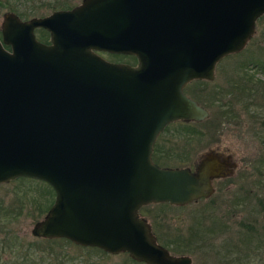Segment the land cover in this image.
Segmentation results:
<instances>
[{
    "label": "water",
    "instance_id": "95a60500",
    "mask_svg": "<svg viewBox=\"0 0 264 264\" xmlns=\"http://www.w3.org/2000/svg\"><path fill=\"white\" fill-rule=\"evenodd\" d=\"M262 13L264 0H79L27 18L4 11L0 182L26 176L53 190L30 232L145 264H190L157 242L138 210L208 195L219 160L209 153L194 169L162 166L152 146L167 123L207 115L184 84L212 79ZM98 50L133 54L135 64Z\"/></svg>",
    "mask_w": 264,
    "mask_h": 264
},
{
    "label": "rangeland",
    "instance_id": "374dc122",
    "mask_svg": "<svg viewBox=\"0 0 264 264\" xmlns=\"http://www.w3.org/2000/svg\"><path fill=\"white\" fill-rule=\"evenodd\" d=\"M45 1L19 0L18 8ZM65 1L69 7L79 2ZM7 10L0 8V21L1 14ZM51 10L41 7L33 15H44ZM254 26L255 33L241 50L218 61L213 79L192 84L186 90L207 109V115L195 122L200 132L193 134L186 144L188 154H174L181 148L184 136L175 133L173 124L154 141L156 162L162 166L193 167L200 156L209 153L235 165L232 173L223 175L222 180H228L212 189L206 198L160 208L154 206L157 202H150L139 209L153 234L157 233V242L165 245L163 238H167L166 243L170 244L165 247L174 254L189 255L190 264H264V163L258 161L261 143L251 132L252 113L263 109H246L244 91L242 94L240 87H234L235 81L240 86L245 84L242 73L250 68L248 63L264 61V16L258 17ZM34 33L40 39L38 29ZM101 55L115 61L135 62L128 55ZM254 76L264 80V73L256 72ZM214 86L218 90L216 101L211 95ZM253 101L264 104L258 95ZM170 144L174 146L173 152L160 151ZM44 190L46 186L38 179L15 177L0 182V264H57L60 259L63 264H136L125 252L104 254L94 248L47 241L33 235L30 232L33 222L45 212H40L36 201L41 195L50 197Z\"/></svg>",
    "mask_w": 264,
    "mask_h": 264
},
{
    "label": "trees",
    "instance_id": "16d2710c",
    "mask_svg": "<svg viewBox=\"0 0 264 264\" xmlns=\"http://www.w3.org/2000/svg\"><path fill=\"white\" fill-rule=\"evenodd\" d=\"M18 5H20L19 0H0V8L5 7L8 10L14 11L16 12L20 17L26 18L29 15H33L34 11H37L39 8L41 7H48L50 9H55V8H67L69 7V4L65 1V0H47L45 2L40 3L39 5H35V6H27L28 8L24 7L23 9H19ZM39 31V36L40 39L45 41L47 40V31L45 29L42 28H38ZM247 65V64H246ZM263 64H259L257 61L252 62V64L250 65L251 67L257 68L258 66L261 67ZM264 67V66H263ZM262 67V68H263ZM245 75V76H244ZM245 77V84L243 86H240V82L239 81H235L234 82V87H240V92L242 93V91H244L245 93V108H250L251 111L256 110V107L258 108H262L263 111L260 112H254L252 113L251 118L252 120V124L251 125V132L258 137L260 143H261V153H260V158H259V162L264 163V104H258L257 102H254V97L255 96H259L260 100H262L264 102V81L258 79L257 77L253 76V73L249 72L248 70L245 69V71H243L242 73V78ZM201 82V81H199ZM243 94V93H242ZM254 95V96H253ZM175 125L176 130L175 133H177L178 135H183L184 139L183 142L180 144V149L177 152H174V154H178V155H185L188 154L189 149H188V144L190 142V138L192 137V135H197V133H199L200 131L198 129L195 128V122L192 121H183V120H177L174 121L172 123H169L168 125H166V127L164 128V130L169 127V125ZM168 147H166L165 149H161L160 151H164L166 153L169 152H173L174 151V146L167 145ZM156 149H154V145H153V149H152V154L151 157L153 159V161H157L158 157L155 154ZM21 179H35V178H31V177H26V176H18V178ZM39 182L44 183V185L46 186V192H48V194H50V197L45 196L44 198H42L41 195V199L39 197V199L36 201L38 202V204L36 203L38 209L40 210V212H44L47 207L50 205V203L52 202V195H53V190L52 188L43 180L38 179ZM47 194V195H48ZM52 196V197H51ZM156 207L160 208V207H170V203L168 202H157L155 203ZM182 206V205H179ZM142 207V206H141ZM140 207V208H141ZM139 208V209H140ZM6 210H10V213L12 214V210L10 208L6 209ZM3 218H5V212L3 213ZM154 229V228H153ZM154 233V232H153ZM157 234V233H156ZM155 234V237H156ZM178 235V234H177ZM158 236V235H157ZM160 238V234L158 236ZM162 237V236H161ZM45 240H49V241H66V242H70L73 245H78V246H82L76 243H73L72 241L63 238V237H58V238H43ZM157 239V237H156ZM158 240V239H157ZM163 241H165V245L169 246L168 244L170 243H166L169 240L167 238H163ZM162 244V243H161ZM164 245V244H162ZM164 245V246H165ZM82 247H87V248H94L97 249L101 252H103L104 254H109L108 252L95 247V246H82ZM172 249H175L174 247ZM126 253V252H125ZM128 255V254H127ZM128 259H130V261L135 262L137 264V262H141V261H136L134 259H132L129 255L127 256ZM143 263V262H141ZM57 264H63L62 263V259L57 261Z\"/></svg>",
    "mask_w": 264,
    "mask_h": 264
},
{
    "label": "flooded vegetation",
    "instance_id": "af4514ba",
    "mask_svg": "<svg viewBox=\"0 0 264 264\" xmlns=\"http://www.w3.org/2000/svg\"><path fill=\"white\" fill-rule=\"evenodd\" d=\"M262 16H264V13H262V14H260L258 17H262ZM29 17V16H28ZM257 17V18H258ZM21 18H23V17H21ZM27 18V17H26ZM256 18V19H257ZM256 21V20H255ZM38 28H42V27H35L34 29H38ZM33 29V30H34ZM42 29H44V28H42ZM255 33V26H254V32L252 33V35L250 36V38L247 40V42L246 43H248V41L251 39V37L253 36V34ZM39 40H41V39H39ZM41 41H43V40H41ZM48 41V32H47V40H45L44 42H47ZM246 45V44H245ZM5 47L6 48H9V46L8 45H5ZM97 53H99L100 55H101V53H108V54H111V55H128V56H130V57H132V58H134V60H135V57H134V55L133 54H122V53H116V52H108V51H105V50H98L97 51ZM236 53V52H235ZM230 54H232V53H230ZM229 55V54H228ZM102 56V55H101ZM227 56V55H226ZM102 57H104V56H102ZM105 58V57H104ZM105 59H107V58H105ZM107 60H109V61H114V62H124V61H115V60H113V59H107ZM258 62V65L259 64H263L261 67H257V68H254V67H251L250 65L252 64H250V63H248V66L250 67L248 70H251V71H249V72H251V73H253V76L256 74V72H258V73H264V61H257ZM217 63H218V61L215 63V66H214V73H215V67H216V65H217ZM131 64V63H130ZM133 64H135V62L133 63ZM263 67V68H262ZM213 77H214V74H213ZM255 77V76H254ZM213 79V78H212ZM205 79H203V78H193V79H190L189 81H187L185 84H184V86H183V88H182V91L185 93V94H187L189 97H191V98H193L194 100H196L198 103H199V101L197 100V98H194L193 96H191V94H189L188 92H186V90L187 89H189L190 90V85H192V84H196L197 82H199V81H204ZM206 80H208V79H206ZM261 80V79H260ZM262 81H264V80H262ZM217 93H218V90H217V87H215L214 86V90L211 92V95H212V97L214 98V101H216L217 100ZM201 106H203L201 103H199ZM204 107V106H203ZM205 108V107H204ZM206 109V108H205ZM207 110V109H206ZM175 121H177V120H175ZM183 121H185V120H183ZM187 121H192V122H197L198 120H187ZM172 122H174V121H172ZM172 122H169V123H172ZM169 123H167L166 125H168ZM166 125L164 126V128L166 127ZM164 128L160 131V132H162L163 130H164ZM159 132V133H160ZM158 133V134H159ZM158 134H157V136H158ZM156 136V137H157ZM156 139V138H155ZM153 145H154V143H153ZM153 149V148H152ZM213 156H215V158H217V160H219V165H220V167H221V171H219L218 173H217V175H215V176H211L210 177V181H209V183H210V186H211V188L212 189H216L217 187H219L218 185L220 184V183H223V182H225V181H227L228 179L226 178V179H223L222 180V178L224 177L223 175H226V174H229L230 172L232 173V171H233V167L235 166L232 162H228L227 160H225V159H219L218 158V156L217 155H215V154H212ZM207 155H205V156H203V157H199V159L196 161V162H194V164H193V167H191V165H187V164H184V165H187V166H189L190 167V169H194V167H196V165H198L205 157H206ZM156 162V161H155ZM159 164V163H158ZM234 165V166H233ZM178 166H183V165H178ZM214 182L216 183V185L214 186ZM212 191V190H211ZM208 195H206V196H204V195H200L199 197H197L196 199H199V198H206ZM195 200V199H194ZM193 200V201H194ZM181 205H183V204H181Z\"/></svg>",
    "mask_w": 264,
    "mask_h": 264
}]
</instances>
